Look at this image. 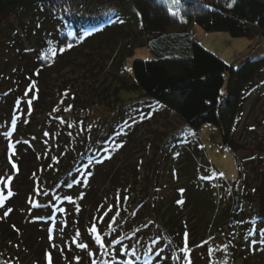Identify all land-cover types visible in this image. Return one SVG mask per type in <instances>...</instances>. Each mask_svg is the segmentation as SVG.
Instances as JSON below:
<instances>
[{"label": "trees", "instance_id": "1", "mask_svg": "<svg viewBox=\"0 0 264 264\" xmlns=\"http://www.w3.org/2000/svg\"><path fill=\"white\" fill-rule=\"evenodd\" d=\"M62 1L68 0H0V27L9 16L36 23L37 19H41L40 13H45L41 11ZM230 2L180 0L177 5L173 0H127L137 14L134 23L138 35L145 39L141 45L152 54L153 59H135L132 62V73H129L127 61L130 54L122 51L111 65L113 75L119 81L113 86V91L121 99L120 91L139 92L154 102L159 110L177 117L189 130L186 139L181 137V140H174L171 145L165 143L164 146L167 148L170 145L171 149L162 150L156 162L150 160L151 154L145 150L141 158L146 171L154 170L156 176L166 174L164 184L170 188L175 187L173 184L181 186L182 191H175V195H169L155 205L149 199L130 198L131 195L126 198L123 194L108 203L107 211L116 220L118 216L128 218L134 211L129 205H138L140 202L139 207L145 205V210L154 212L153 216L145 219L146 222H151L152 217L161 221L157 223L165 252H158L147 259L142 254L136 264H189L190 259L179 257L185 246V233L188 250L193 248L191 244L196 243L201 246L204 256V259H196L198 254L191 251L190 256L195 258L191 264H220L224 263L223 259L229 260L231 264H264V132L260 136L255 134L248 137L254 144V149L247 155L251 161L248 167L243 164L244 159L237 155L238 147L232 143L240 131L245 129L240 122L242 113L247 106L249 94L252 95V82L264 70V58L247 59L238 68H233L197 42L194 33L195 26H199L208 33L225 32L234 38H250L253 45L246 50L247 53L258 47L264 39V0H236L229 8L227 5ZM170 9L177 15H171ZM42 23H39L41 29L34 27L36 31L30 34L28 41L35 53L34 57L45 70L54 62L51 52L56 48L51 41L52 33L45 30ZM39 30H43V34L34 35ZM18 39L23 42L21 36ZM61 42L64 43V39ZM52 65L58 67L59 63L56 61ZM3 67L0 64V80H7L12 84L11 89H15V84L10 80V75H5ZM49 90L52 88H41V92L53 93L48 96L58 107L59 96L63 91L58 88L51 92ZM256 94L253 93V96ZM31 97L32 102L40 101L37 103L40 108L47 103L40 92ZM52 112L51 122L58 125H54L55 129L47 135L48 142H53L49 148L46 147L49 155L47 151L38 153L33 146L31 140L34 137L43 144L46 142L40 132L37 134L39 137L32 133L28 124L23 128L10 125L8 131L4 130L0 134L4 149L12 145L9 151L11 155L7 162L5 159L3 163L0 162V167L7 163L15 165L21 179L26 172L27 178L34 182L23 203L18 190H5L3 183H0V264H8L7 260L15 255V248L29 249L38 259L46 252L39 254L40 248H46L42 246V241L37 239L40 245L33 250L32 239L24 236L17 215L25 213L26 203L32 202L36 210L41 207L48 220L58 221V214L64 210L60 209V201L57 200L64 194L75 193L76 198H85V190H90L94 184L100 186L102 174L109 170L106 163L112 148L107 141L95 145V140L90 137L92 134H84V131L88 132L84 123L72 117L70 110L57 112L52 109ZM207 124L219 130L222 145L227 147L236 160L238 178L231 183L215 171L206 159L199 131ZM5 138L12 140L7 141ZM60 138H65L69 143L61 145ZM9 191L12 195L8 194ZM102 191L104 195L108 194ZM108 196L106 199H109ZM53 205H56L55 208ZM188 209L194 222L187 229L183 213ZM5 212L7 215H4ZM83 213L87 215L88 222L80 229L96 242L95 234L90 232L95 225L101 242L112 248L115 242L112 237L114 228L108 226L109 222L102 224V218L97 213L93 214L90 207ZM72 219L70 217L66 222L68 229L73 231L69 238H73V249L83 254L80 251L82 248L78 246L83 243L74 233L77 229ZM189 233L192 235L189 236ZM43 264L48 263L45 260ZM91 264L102 262L92 261Z\"/></svg>", "mask_w": 264, "mask_h": 264}, {"label": "rangeland", "instance_id": "2", "mask_svg": "<svg viewBox=\"0 0 264 264\" xmlns=\"http://www.w3.org/2000/svg\"><path fill=\"white\" fill-rule=\"evenodd\" d=\"M41 12L45 13L43 15L40 13L41 19L36 20L37 24L9 16L0 27V64L4 66L5 75H10V80L16 86L15 89H11L12 84L5 79L0 80V134L4 130L8 131L10 125H19L23 128L28 124L31 132L36 135L40 132L47 144L34 137L31 140L33 146L38 153L47 151L49 155L46 147L49 148L53 142H48L47 135L55 129L54 125H58L51 122L52 109L57 112L70 110L72 117L84 123L88 130L84 131V134L87 136L91 133L90 137L95 140V145H102L106 140L112 148V153L106 163L109 170L102 174L100 186L94 184L93 188L85 190V198L78 199L74 196L77 195L75 193L64 194L57 200L60 201V209L64 210L58 214V221L48 220L40 206H37L40 208L36 210V207H32V202L26 203L25 213L17 215L24 236L32 239L33 250L40 245L37 243L42 241V246L46 248H40L39 254L46 252L38 259L34 252H29V249L15 248L13 249L15 255L8 259L7 263L43 264L45 260L48 263L50 256L53 264H56L57 260V264H91L92 261H101L102 264H136L142 254L147 259L158 252L164 253L165 247L160 241L161 232L158 225L161 221L154 217L151 222L145 221L146 218L153 216V210L152 212L145 210V205L139 207L140 202L138 205L131 203L129 206L134 208L133 213L126 219L118 216L114 221L113 216L107 211L108 203H112L113 198L121 194L126 198L131 195L130 198L149 199L155 205L159 200L175 195V191H182L181 186L173 184L175 187L170 188L164 184L166 174L156 176L154 170L146 171L141 158L144 157L142 152L145 150L150 152V160L156 162L163 153L162 150H170L174 140H181V137L186 139L189 130L177 117L159 110L154 102L147 100L139 92L120 91L121 99L117 98L115 90L113 91V86L119 81L117 82L114 77L111 65L122 51L130 54L127 61L129 73H132V62L135 59H153L152 54L141 45L145 39L138 35L136 22L134 23L137 21L135 10L127 0H68L56 3ZM38 16L37 14L36 17ZM41 21L45 30L48 29L47 31L52 33L51 41L56 49L51 53L53 61L59 63L57 67L52 65L53 62L45 70L34 57L35 53L28 41L30 34L36 31L34 27L41 29L39 25ZM43 32L39 30L34 35ZM194 33L197 42L233 68H238L244 62L243 58L248 54L246 50L253 45L250 38H234L225 32L208 33L199 26H195ZM18 36H21L22 43ZM63 39L64 43L61 42ZM110 42L112 44L109 45ZM251 85L252 95L249 94V98L244 97L248 101L240 121L241 125L244 124L242 128L245 126V129L240 131L236 140L232 142L236 148L238 147L237 155L244 159L243 164L247 167L251 163L247 155L254 149L253 140L248 137L255 134L260 136L264 132V70ZM44 86L63 91L59 96L58 107L48 96H52L53 93L41 92ZM39 92L44 101H47L41 108L37 104L40 101L32 102L31 97ZM253 93L257 94L253 96ZM100 137L102 138L99 139ZM199 138L211 167L230 183L235 181L238 178L236 160L227 147L222 145L219 130L212 125H204L199 131ZM64 139L60 138L61 145L69 143ZM167 142L170 145L166 148L164 144ZM3 146L0 142L1 163L4 159L7 162L12 147L8 145L4 149ZM30 160L34 161V158ZM17 173L18 170L8 163L0 167V179L3 180L5 190H18L23 203L34 182L27 178L26 172L23 179ZM102 190L108 194L104 195ZM107 196L109 199H106ZM55 206L53 205L54 208ZM89 207L93 214L97 213L96 215L102 218V224L111 223L114 228L112 233L114 247L92 241L84 230L80 229L88 222L87 215L85 216L83 212ZM103 213L107 214L108 219ZM49 214L51 215V212ZM183 216L188 229L194 222L189 209ZM70 217L76 223L77 230L74 233L83 244L88 245L87 248L80 249L83 254L73 249V238H69L73 231L68 229L66 222ZM191 235L192 233H189V236ZM190 246L193 247L188 253L191 263L195 260L190 256L192 252L198 254L196 259H204L201 246L196 243ZM44 256L47 258L44 259ZM179 257L185 259L184 251H180ZM225 260L223 259L224 263L220 264H231L229 260Z\"/></svg>", "mask_w": 264, "mask_h": 264}, {"label": "snow or ice", "instance_id": "3", "mask_svg": "<svg viewBox=\"0 0 264 264\" xmlns=\"http://www.w3.org/2000/svg\"><path fill=\"white\" fill-rule=\"evenodd\" d=\"M173 3L175 4H179L180 3V0H173ZM236 3V0H231L230 3H228L227 7L231 8L234 4ZM170 11V14L173 15V16H176L177 13L174 12V11H171V9L169 10ZM61 51H63V49H61ZM13 167H15V165H13ZM0 183H3V180H0ZM7 186V185H6ZM9 195H12V193L9 191L8 193ZM180 203H182V201H180ZM0 206H2V201H0ZM8 211H11V209H9ZM4 215H7V212L4 213ZM115 220V217H113V221ZM109 227H111V224L108 225ZM90 232L92 234H95V240L97 243H101V237L99 234H97V228L95 225H93L90 229ZM184 248L182 249V251H184L185 253V259H189L188 257V253H189V250L187 248V233H185V237H184ZM80 248L84 249V248H87L88 245H85V244H79L78 245ZM209 254L211 255V250H209ZM48 264H51V257L49 256L48 257ZM189 264H191V261L189 260Z\"/></svg>", "mask_w": 264, "mask_h": 264}, {"label": "crops", "instance_id": "4", "mask_svg": "<svg viewBox=\"0 0 264 264\" xmlns=\"http://www.w3.org/2000/svg\"><path fill=\"white\" fill-rule=\"evenodd\" d=\"M260 58H264V39L262 40V43L258 47L254 48L252 52H249L248 54L245 55L243 61L247 59L255 60Z\"/></svg>", "mask_w": 264, "mask_h": 264}]
</instances>
